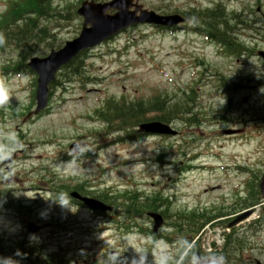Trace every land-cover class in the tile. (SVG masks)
<instances>
[{"label":"rangeland","instance_id":"374dc122","mask_svg":"<svg viewBox=\"0 0 264 264\" xmlns=\"http://www.w3.org/2000/svg\"><path fill=\"white\" fill-rule=\"evenodd\" d=\"M10 1L0 0V15ZM132 1L159 15L201 12L219 5L227 28L218 25L217 11L207 13V19L232 32L247 50L241 57L227 58L218 54L217 45L186 28L170 34L147 25L133 26L87 51L78 75L61 71L47 109L27 121L21 120L22 114L34 110L30 97L34 76L24 67L19 75L0 74L10 97L0 105V264H9L10 259L34 264L22 260L17 250L33 260L38 253L41 262L60 248L68 250L64 264H110L107 257L115 251L119 257L114 264H140L141 253L128 243V237H134L136 246L143 249L145 264H180L166 259L169 245L152 244L151 237L140 233L152 230L145 216L151 210L139 214L141 208L153 207L152 202L157 213L166 215L157 235L190 245L199 222L192 219L187 224L184 212L206 209L204 217L219 213L224 220L219 227H204L193 251L218 258L223 252L226 264H264V202L257 197L264 174V62L256 57L264 51V0ZM52 3V11L36 21L35 37L29 34L26 42L7 41L1 48L0 67L26 65L31 56L43 57L50 46L79 34L82 19L76 10L81 1ZM232 10L243 19L242 26L229 20ZM191 19L196 27L201 25ZM39 29H45L50 39L40 36ZM241 72L250 74L247 80H238ZM191 89L192 103L186 98ZM152 97H160L167 106L181 103L183 112H191L197 123L189 126L174 120L176 137L145 136L114 144L117 138L105 135L104 124L87 120L106 100L118 103L121 98L130 102ZM94 129L96 134L89 133ZM81 142L89 143L88 150L70 155L69 147ZM12 154L15 158L6 164ZM85 154L91 159H83ZM238 166L249 173L239 175ZM250 187L256 191L247 197ZM75 188L84 196L116 199L113 212L97 216L71 203L73 214L49 201L62 189ZM240 189L244 190L241 195ZM133 194L138 199L131 202L139 207L128 213L124 201ZM245 213L248 216L239 220ZM19 218L40 225L35 233L38 242H29L32 234L23 231ZM226 237L229 242L224 248Z\"/></svg>","mask_w":264,"mask_h":264},{"label":"water","instance_id":"95a60500","mask_svg":"<svg viewBox=\"0 0 264 264\" xmlns=\"http://www.w3.org/2000/svg\"><path fill=\"white\" fill-rule=\"evenodd\" d=\"M123 0H115L110 4L106 5H93L84 3L82 7L78 10V15L84 18V24L82 31L79 37L72 42H69L65 47L58 52H52L45 59H32L29 67L35 71L38 75V89L36 97V110L35 114L39 113L46 107L47 97H48V85L53 80L56 71L62 66L67 64L79 51L86 49L88 47L94 46L101 42L103 39L111 36L119 29L124 28L130 24H134L141 20L134 19L133 17L130 20H127L129 16L126 13L127 8L130 7L128 2L124 6H120ZM119 9V13L113 17L109 18L104 15V13L109 9ZM150 19L146 20L147 22H154L157 24L168 25L175 24L176 22H167V19H161L149 15ZM178 20L177 18H172ZM89 26V28H88ZM260 56L264 58V54L260 53ZM141 130L146 133L153 134H170L175 135V132H172L168 127L161 124H148L142 126ZM84 144H74L70 147L71 152H76L79 148H83ZM261 194L264 198V177L260 184ZM71 196L77 200H80L85 203L92 210H99L102 212L109 211L110 208L103 205L102 203L88 198H82L77 193H72ZM154 222V232L162 225L163 221L161 217L157 214H148ZM33 231V229H29ZM197 264H220L218 259H211L206 261L198 262Z\"/></svg>","mask_w":264,"mask_h":264},{"label":"trees","instance_id":"16d2710c","mask_svg":"<svg viewBox=\"0 0 264 264\" xmlns=\"http://www.w3.org/2000/svg\"><path fill=\"white\" fill-rule=\"evenodd\" d=\"M50 1L51 0H26L11 3L6 13L0 18V50L7 41L26 42L29 34L34 36L33 31L35 30V23L40 17L45 16L43 11L46 10L47 7L50 9ZM33 15L35 16L33 17ZM211 28L213 27H209L208 29L212 31ZM226 42H229L227 38ZM27 56H29V54H27ZM80 64V57H77L71 63L70 67H68V70L77 75ZM190 102L192 103L193 100L191 99ZM184 109L183 105H171L166 107L164 102H161L159 98H153L151 101L147 102V104L138 101L130 104L109 102L106 104L103 112L98 114V117L99 120L110 125L108 129L120 133L123 132L126 134V137L129 138L131 135L133 136L135 134L133 131L135 127L150 120H157L167 124L174 120H180L187 125L197 123L195 122V117L189 116V111L183 112ZM149 112L158 114L153 116L154 119H148L147 115ZM112 127H114V129ZM118 138V140L122 139V137ZM101 199H103V197ZM189 216L193 217V222H201V216H197L194 213ZM208 219L209 218H204L203 222ZM185 221L188 224L189 220ZM199 226L200 225H198V227ZM196 232L195 230L193 233L195 234ZM195 256L196 254L192 255L193 258Z\"/></svg>","mask_w":264,"mask_h":264},{"label":"clouds","instance_id":"9594fccd","mask_svg":"<svg viewBox=\"0 0 264 264\" xmlns=\"http://www.w3.org/2000/svg\"><path fill=\"white\" fill-rule=\"evenodd\" d=\"M260 92L261 89L259 90ZM264 93V92H262ZM10 97L7 86L0 82V105H4L8 103ZM52 204L58 205L62 209H67L69 212L73 213L71 203H72V196L69 193L66 192H60L56 194L55 199L49 200ZM76 213V212H75ZM74 214V213H73ZM128 240V243L135 249L136 252L141 253L139 257L140 264H145L146 254L144 253L143 249H140L136 246L135 238L134 237H128L126 238ZM29 242L35 243L38 242V237L35 234H32L29 236ZM17 255L21 256V258L24 257L25 254H22L17 250ZM82 256L84 255L83 252L80 253ZM119 257V252L115 251L108 255L107 259L110 262V264H114L116 259ZM17 262V261H16ZM18 264V262H17ZM159 264H165V261H160Z\"/></svg>","mask_w":264,"mask_h":264}]
</instances>
